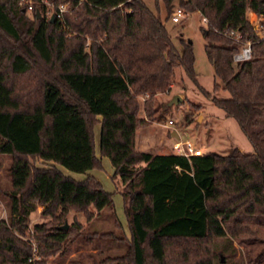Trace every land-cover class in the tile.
Here are the masks:
<instances>
[{"label": "trees", "instance_id": "16d2710c", "mask_svg": "<svg viewBox=\"0 0 264 264\" xmlns=\"http://www.w3.org/2000/svg\"><path fill=\"white\" fill-rule=\"evenodd\" d=\"M20 1L0 0V154L11 156L12 180L4 191L11 206L0 219V264H48L64 250L69 232L61 225L35 223L36 251L19 235L38 204L44 213L75 209L88 218L91 206L98 214L114 204L99 177L76 178L33 159L85 171L103 168V156L124 184L130 230L127 251L112 262L227 264L218 238L232 254L238 238L242 264H264V38L246 14L247 6L264 13V0H165L167 17L177 5L207 17L205 50L229 96L199 82L193 41L181 36L176 44L158 2L155 10L146 0H50L67 7L51 19L41 0H33L32 14ZM231 28L253 40L250 58L234 59L238 46L224 33ZM177 65L238 120L254 151L186 155L137 147V130L156 117V95L170 89ZM221 85L215 81L214 89Z\"/></svg>", "mask_w": 264, "mask_h": 264}, {"label": "rangeland", "instance_id": "374dc122", "mask_svg": "<svg viewBox=\"0 0 264 264\" xmlns=\"http://www.w3.org/2000/svg\"><path fill=\"white\" fill-rule=\"evenodd\" d=\"M155 10L158 2L159 13L165 24L172 33L173 39L180 46V38H191L194 43L196 54V70L199 82L212 95L229 96L227 89L215 74L214 66L209 60L205 43L207 39L203 33L206 22L203 20L201 11H192L181 15L179 21H174L172 15L167 17L165 0H146ZM178 2V0H176ZM178 6V5H177ZM176 6V7H177ZM32 14V11L29 10ZM215 81L222 85L214 89ZM181 95L178 102H171L175 95ZM143 102V98H141ZM194 104H200L197 108ZM156 117L149 119L147 123L138 128L136 133V145L138 148L152 152L175 151L173 143L177 139L191 140L200 146L203 152L217 150L228 153L234 147H239L246 152L255 150L252 141L241 128L238 120L227 115L223 107L219 106L206 94L198 84L190 78L181 65L175 67V78L170 89L158 92L156 95ZM193 112L190 119L187 113ZM142 114H145L142 110ZM172 118L174 123L166 125V119ZM173 129H178L180 135H174ZM96 148L99 152L100 123L95 126ZM33 161L39 165L55 164L65 173L76 178H83L88 174L99 177L104 186L113 192V207L105 206L97 214V210L91 218L83 211L71 209L62 216L60 210L55 214L44 213L43 204H38L29 218L27 233H19L21 238L31 243L36 251L37 239L34 237V225L36 222H46L50 226L61 225L69 232L64 241L61 253L48 256V264H115L112 257L125 253L128 249L130 230L125 211V198L123 196V182L121 178L114 175V167L108 156H103V168H89L85 171H75L54 160L36 158ZM11 156L0 154V219H8L11 199L4 191L12 186L10 174ZM219 254L227 264H242L245 261L244 245L234 238L236 253L223 250L222 238ZM222 248V249H221Z\"/></svg>", "mask_w": 264, "mask_h": 264}, {"label": "built area", "instance_id": "2783aa9c", "mask_svg": "<svg viewBox=\"0 0 264 264\" xmlns=\"http://www.w3.org/2000/svg\"><path fill=\"white\" fill-rule=\"evenodd\" d=\"M41 1L45 4V7L43 8L41 13L47 17H51L52 15L55 16V14L61 16L62 12L67 8L65 3H60L56 9L54 8L55 6L52 1L50 0H41ZM20 3L21 4L27 3L29 10L30 11L33 10L34 7L33 0H21ZM187 13L189 12L185 10L184 7L178 5L173 10L172 18L174 21H179L181 15ZM246 14L255 29L258 40L264 38V13H260L256 11L251 6H247ZM203 20L207 22V17L203 16ZM224 33L230 36L231 38H233L238 46V49L234 54V59L236 61H242L252 56L253 40L251 38L245 37L244 33L241 30L235 28L227 29L224 31ZM173 123L174 121L172 118L166 119V125L172 127ZM173 148L175 149V151L184 153L186 155L203 153V149L200 146L195 145L189 139L175 140L173 143Z\"/></svg>", "mask_w": 264, "mask_h": 264}, {"label": "water", "instance_id": "95a60500", "mask_svg": "<svg viewBox=\"0 0 264 264\" xmlns=\"http://www.w3.org/2000/svg\"><path fill=\"white\" fill-rule=\"evenodd\" d=\"M37 12L39 13V16H41V14H40V9H38ZM53 18H54V15L51 16V19H53ZM188 40H189V41H192L191 38H188ZM180 99H182V96L177 94V95L174 96V98L171 100V102H178ZM173 134H174V135H178L177 130H174V131H173Z\"/></svg>", "mask_w": 264, "mask_h": 264}, {"label": "crops", "instance_id": "0c3cea01", "mask_svg": "<svg viewBox=\"0 0 264 264\" xmlns=\"http://www.w3.org/2000/svg\"><path fill=\"white\" fill-rule=\"evenodd\" d=\"M172 86H173V83H172L171 87H172ZM171 87H170V88H171ZM174 130H176V129H173V131H174ZM173 131H172V133H173ZM177 132H178V135H177V136H179V135H180V133H179V131H178V130H177ZM167 152H170V151H167Z\"/></svg>", "mask_w": 264, "mask_h": 264}]
</instances>
